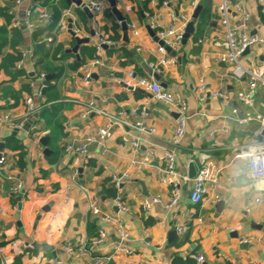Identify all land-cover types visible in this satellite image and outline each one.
Listing matches in <instances>:
<instances>
[{"label": "crops", "instance_id": "crops-1", "mask_svg": "<svg viewBox=\"0 0 264 264\" xmlns=\"http://www.w3.org/2000/svg\"><path fill=\"white\" fill-rule=\"evenodd\" d=\"M45 1L23 0L18 4L14 0L8 11L12 15L9 24L2 11L10 0H0V28L22 24L25 41L17 47L20 51L31 48L36 61L37 52H42L37 45L45 40L35 41L34 29L46 25L55 10L59 20L64 18L68 27L54 35L55 45L62 49L63 55L56 62L63 68L60 76L51 74L50 79L56 86V98L49 102L47 95L43 102L35 98L41 107L26 126L28 129H0V142H4L1 153L7 160L5 168L0 164V207L4 210L0 217L3 239L0 247L13 256L14 264L33 260L41 264H92L90 256L79 251L84 243L93 255L111 256L107 264H173L175 257L183 261L190 258L197 264L195 257L199 255L204 256L203 264H264V179L251 176L248 161L242 155L254 148L264 149L261 130L264 85L258 82L252 86L249 78H233L229 64L217 60L226 50L225 31L218 12L220 0H204L194 33L182 45L176 63L160 75L163 87L183 94L189 101L187 131L175 148L171 140L177 113L156 101L145 89L128 86L126 80L132 70L138 77L148 75V63L158 61V42L147 29L151 21H156L161 28L173 23L180 26V18L173 21L171 11L192 20L196 8L192 7L191 0H168L169 6H164L166 0H116L117 9L127 24H135L139 31L135 36L129 28L128 42L123 40L122 25L112 14L110 2L106 12L92 13L89 17L81 6L68 0L41 3ZM245 4L250 19L243 21L233 12L232 25L240 32L264 37V0H245ZM30 8L38 14L33 30L22 23ZM42 13L48 17L42 18ZM70 19L73 29L79 31L77 37L90 38L89 43L80 46L77 64V55L68 52L77 43L69 30ZM92 30L109 40V47H103L100 54L95 47L98 36H92ZM12 51L7 46L0 52V115L10 113L19 120L25 114L26 98L34 95L35 89L31 84L30 66L20 69L21 74L7 72L2 66L4 56ZM95 59H100L102 65L92 66ZM81 60L83 63L74 68ZM244 61L253 65L262 63L264 42L251 47ZM88 70L92 72L91 78L84 81ZM200 78H205L208 87L204 102L194 89ZM216 90L223 91L226 97L209 98L208 93ZM91 101L106 115L97 111L84 117L86 104ZM143 105L148 107L145 122L155 127L154 134L142 133L133 127L140 119L133 110ZM52 110L56 111L53 124L57 121L61 127L56 126L57 135L51 134L48 125ZM108 122H113V130L105 148L91 145L86 157L64 151L68 144L93 135ZM32 123L35 128L30 126ZM47 135L50 136L49 154L40 141ZM11 136L16 137L21 147L11 149L7 144ZM134 139L141 144L138 154L130 144ZM171 149L177 154V171L186 179L180 202L173 209L155 205L145 210L146 197L160 195L163 200L170 197V186L161 182L159 168L165 165L164 152ZM147 157L151 166L138 169L131 163L134 158ZM190 164H194L197 172L208 168L211 175L217 176L222 183L218 202L214 201L212 185L201 203L191 202ZM9 175L15 178L8 179ZM115 175L122 178L120 188L113 181ZM16 182H21V192H13ZM67 186L70 187L67 189ZM112 186L116 196L108 198L106 189ZM20 196L22 209L18 214ZM258 197L262 200L259 204ZM93 198L98 200L103 213L111 215L128 231L129 237L123 243L131 253L114 252L115 244L121 242L116 225L105 224L92 213ZM116 198L128 210L120 209ZM220 201L225 206L218 210ZM101 228L106 229L108 238L97 244L95 234ZM13 243H29L33 248L19 253L13 250ZM68 243L75 249L73 255L65 249ZM0 264H3L1 259Z\"/></svg>", "mask_w": 264, "mask_h": 264}, {"label": "built area", "instance_id": "built-area-1", "mask_svg": "<svg viewBox=\"0 0 264 264\" xmlns=\"http://www.w3.org/2000/svg\"><path fill=\"white\" fill-rule=\"evenodd\" d=\"M23 0H17V3H22ZM263 0H259L262 2ZM199 0H191V5L193 8H196ZM86 6L91 10L93 14L104 13L108 10L109 0H91L86 3ZM164 6H169L168 0L164 2ZM32 10H26L24 14V24L29 30H33L35 28V24L29 20ZM219 12V20L220 24L224 28L225 31V52L218 55L217 60L228 63L230 66V74L233 78L237 80H242L249 78L252 86H255L258 82L264 85V61L260 64H249L244 61L246 50L258 43L264 42V37L258 35H250L243 32H240L239 29L232 25L231 16L232 13L235 12L239 15L243 21H247L250 19V11L247 9L245 4V0H220L218 6ZM42 18L46 19L48 14L42 13L40 15ZM170 16L172 20H181V25L177 26L174 23L169 27L161 28L156 21H151L149 24L150 28L155 31V35L159 38V40L163 41V45L158 44V52L160 54L158 61L156 63H148L150 68V72L145 76H137L135 71H129L128 79L126 83L128 86L136 88L141 87L146 91L150 92L153 98L161 103L168 105L172 110L177 113V119L175 123V127L172 135V145L173 147L179 146L187 131L188 121H189V112L190 106L188 99L181 93L173 92L167 90L163 87L159 80H157L156 76L161 75L164 71L169 70L172 64L176 63V57L172 56L167 48H171L176 51L177 54L183 45L184 33L186 25L191 21V18L187 15H182L181 17L177 15L174 11H171ZM118 23L122 25V21L118 20ZM132 33L135 36L139 35V31L136 29L135 24L129 25ZM67 24L62 18L58 21L56 26V31L54 32L55 37L58 35L59 31L67 30ZM75 36L79 35V31L77 29H73ZM98 36V40L95 43V47L97 50V54H100L104 45L109 44V40L104 37L100 33H96ZM55 37L50 36L45 39L47 46L52 44L55 46ZM140 49V48H138ZM92 66H100L102 62L100 59H95L92 63ZM30 66L31 73V81L32 85L35 89V94L32 96H28L26 98V110L23 118L17 120L12 114L5 113L0 115V129L8 128L11 131H23L29 122L32 120L34 114L38 112L41 107V104L36 102L35 98H38L41 102L45 100L44 89L46 88V80L47 73L40 70L37 66L34 51L30 49H25L21 52V56L17 61V68L23 69L26 66ZM92 72L91 70L86 71L85 76L83 78L84 81H88L91 78ZM195 92L199 95L200 101L204 102L206 99V93L208 90L207 82L205 78H200L196 86L194 87ZM212 97L215 98H225L226 95L221 90H216L211 92ZM100 112L103 115L106 113L97 109L96 104L91 101L86 104V110L84 112V117H87L92 112ZM133 114H139L140 119L137 120L133 127L139 130L142 133L154 134L156 129L154 126L148 125L145 122L146 116H148V107L146 105L141 106V108H136L133 110ZM32 128H35L36 125L32 123L30 125ZM113 130V122H108L106 125L97 129V131L93 135H89L81 140H78L74 143L68 144L64 151L66 153H74L78 154L82 157H86L89 148L91 145H96L102 148L106 147V143L109 138L112 136ZM261 130L264 132V119L261 124ZM131 147L135 154L139 153V148L141 146L140 141L138 139H134L131 141ZM249 153V152H248ZM247 154V153H245ZM245 154H242L245 157ZM258 154H264V149L259 150ZM241 155V156H242ZM165 165L164 167L159 168L162 177L161 182L170 186V197L168 200H163L160 195H153L146 197L143 201V207L145 210L152 209L155 205H161L167 209L175 208L181 199L183 194V185L185 183V178L179 174L177 171V154L175 149L167 150L163 154ZM248 168L251 173V176L254 179H264V175H256V168H254L251 159H247ZM132 165L138 169H143L145 167L151 166V160L147 157L143 160H138L134 158L131 161ZM0 164L2 168H5L7 165L6 157L1 153L0 155ZM15 177L12 175L8 176V179H14ZM121 179L118 176H113V181L117 188H120ZM193 186L189 194V198L192 203L199 204L201 203L206 195L209 193L210 186L212 185L215 189V193L213 195L214 201L218 202L220 200L219 190L222 188V183L219 181L217 176H213L210 174L208 168H202L197 172V175L192 179ZM70 186H67V189ZM13 192H21L22 184L21 182H16L12 187ZM261 198L258 197L256 199V203L259 204L261 202ZM116 205L122 210H128V207L121 201V199L116 198ZM90 208L94 215L98 216L103 223L105 224H115L116 231L118 237L121 242L115 244L114 252L116 254L131 253V250L124 245V241H126L129 237L128 231L125 227L117 222L111 215L105 214L102 212L100 207L98 206V200L93 198L90 202ZM4 215V210L0 207V217ZM231 230H234L233 228ZM108 238L107 231L104 228L99 230V235L94 239L95 243L101 244ZM2 233L0 232V242L2 241ZM21 245V246H20ZM13 250L15 252H26L28 249H32L33 246L29 243H21L17 245L16 243L12 244ZM66 251L73 255L75 253V249L71 243H68L65 247ZM79 251L84 255H89L92 264H107L111 259V256H97L93 255L91 251L87 248L86 244H82L79 248ZM197 260V264H203L204 256L199 255L195 257ZM0 259L3 264H14V258L10 253L5 251L4 247H0ZM27 264H41L39 260H33ZM261 264V263H257Z\"/></svg>", "mask_w": 264, "mask_h": 264}, {"label": "trees", "instance_id": "trees-1", "mask_svg": "<svg viewBox=\"0 0 264 264\" xmlns=\"http://www.w3.org/2000/svg\"><path fill=\"white\" fill-rule=\"evenodd\" d=\"M13 1L10 0L7 4V8H5L2 13L7 19V23L11 24L12 21V15L8 14V11L10 10V7L13 6ZM50 0H46L45 2L41 3H48ZM32 10L31 15L29 17V20L33 23L34 20H37L36 17H38V14L34 12L33 8H30ZM206 14V7L203 11V16ZM59 21V14L55 10L54 16L50 18L49 22L44 26H37L33 31V37L35 41H44L47 37L54 36V30L56 28V25ZM24 24V19L22 21ZM37 25V24H36ZM23 25L21 24V27ZM21 27H10L9 25H5L0 28V52L3 51V49L7 46H11L13 51L7 53L3 60H2V66L6 69L7 72L14 71L15 74H21V70L17 68V61L19 60L21 56V52L18 47L22 46L25 39L22 32ZM18 46V47H17ZM38 54V60L36 61L37 66L40 70L47 73V75L55 74L56 77L60 76L62 72V66H57L56 62L59 60V58H62V49L58 46H53L50 44L49 46H46L42 52H37ZM83 63V60L77 65L73 66L74 68L79 67ZM46 88L44 89V96H48L47 102H49L51 99L56 98V92L55 88L56 86L52 84L51 80H46ZM52 113H49V127H51V134L57 135L59 131L56 129V126L59 127L60 124L56 121L55 125L53 124L55 118H56V111L52 110L49 111ZM61 128V127H59ZM7 144L13 149L12 147L19 148L21 147V144L18 140H16V137L11 136L7 139ZM107 197H115L116 196V189L114 186L108 187L106 189ZM92 228V227H91ZM96 230V229H94ZM96 236L99 235V231L96 230ZM173 264H196L195 260L193 259H187V260H181L180 257H175L173 260Z\"/></svg>", "mask_w": 264, "mask_h": 264}, {"label": "water", "instance_id": "water-1", "mask_svg": "<svg viewBox=\"0 0 264 264\" xmlns=\"http://www.w3.org/2000/svg\"><path fill=\"white\" fill-rule=\"evenodd\" d=\"M35 1H38V0H35ZM69 3L73 2L75 3L77 6H81L83 11L89 16V17H92L93 14L91 12V10L86 6V3H84L82 0H68ZM110 4H111V8H112V14H114L116 16V18L120 21H122V30H123V40L125 42H128L129 41V27H128V24L125 20V17L121 14V12L117 9V6H116V0H109ZM205 2L204 0H201V2L198 4V6L196 7L195 9V12L193 13V17H192V20L186 25L185 27V33H184V39H183V44H186L188 39L190 38V36L194 33L195 31V22L196 20L198 19V17L200 16V13L203 9V6H204ZM70 24H69V30L70 32L75 36L74 34V31L72 30L73 28V24H72V20L70 19ZM149 33L154 37V39L158 42V44L160 45H163V41L159 40V38L155 35V31H153L150 26L147 27ZM95 31L92 30L91 31V35L92 36H95ZM76 37V41L77 43L75 44V46L68 50V52H73L77 55V61L75 62V64L78 63V61L80 60V57L78 55V50L80 48V46L82 44H85V43H89L90 42V38H80V37ZM46 46V42H42V43H39L37 45V49L40 50V51H43L44 50V47ZM104 48H108L109 45H104L103 46ZM168 52L172 55V56H176L177 55V52L172 50L171 48H167ZM249 48L246 50L245 54L249 52ZM53 75H47V79L50 80L52 79ZM157 80H159L161 78L160 75H157L156 76ZM137 90H141V91H144L142 89H139L137 88ZM212 95L211 93H208V97L210 98ZM26 129H28V127H26ZM50 139V136H43L41 138V143L46 146L45 147V153L46 154H49V148L47 147L48 145V141ZM3 147H4V142H0V155H1V152L3 150ZM197 175V169L196 167L194 166V164H190L189 166V177L190 178H194L195 176ZM19 199V205H18V214L20 213L21 209H22V197H18ZM225 206V203L224 201H220L218 204H217V209L220 210L221 208H223ZM228 264H231L230 262Z\"/></svg>", "mask_w": 264, "mask_h": 264}, {"label": "clouds", "instance_id": "clouds-1", "mask_svg": "<svg viewBox=\"0 0 264 264\" xmlns=\"http://www.w3.org/2000/svg\"><path fill=\"white\" fill-rule=\"evenodd\" d=\"M245 159H251L254 168H256V175H264V154H258L257 149L250 150L245 154Z\"/></svg>", "mask_w": 264, "mask_h": 264}]
</instances>
